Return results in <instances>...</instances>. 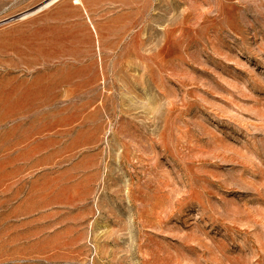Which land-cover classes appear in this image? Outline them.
Masks as SVG:
<instances>
[{
  "label": "rangeland",
  "instance_id": "rangeland-1",
  "mask_svg": "<svg viewBox=\"0 0 264 264\" xmlns=\"http://www.w3.org/2000/svg\"><path fill=\"white\" fill-rule=\"evenodd\" d=\"M0 264H264V0H0Z\"/></svg>",
  "mask_w": 264,
  "mask_h": 264
}]
</instances>
